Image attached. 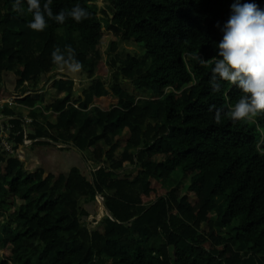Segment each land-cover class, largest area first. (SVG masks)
Listing matches in <instances>:
<instances>
[{"label":"trees","instance_id":"1","mask_svg":"<svg viewBox=\"0 0 264 264\" xmlns=\"http://www.w3.org/2000/svg\"><path fill=\"white\" fill-rule=\"evenodd\" d=\"M98 1L52 0L54 14L79 4L89 16L79 23L49 19L38 32L28 27L26 0L23 14L15 0H0V100L14 96L3 86L5 73H15L16 89L37 85L61 67L52 62L54 48L67 55L70 45L81 70L99 77L83 101L72 99L73 80L56 79L66 97L45 105L26 95L18 102L58 113L31 138L48 128L59 134L51 135L55 141L92 149L94 161L103 162L92 172L75 167L56 176L0 153V208L9 214L0 264H264V114L231 121L228 110L243 93L229 82L218 93L210 86L220 28L237 0H110L109 12ZM247 2L264 8V0H239ZM105 28L113 33L109 53L122 40L145 49L120 59L122 77L109 86L100 80L108 74ZM197 53L207 66L193 59ZM144 91L150 97L138 99ZM107 96L117 103L91 106ZM15 139L18 152L24 133ZM126 162L135 170L120 175ZM177 171L189 178L186 193L169 187ZM98 195L107 216L102 229L90 231Z\"/></svg>","mask_w":264,"mask_h":264},{"label":"clouds","instance_id":"2","mask_svg":"<svg viewBox=\"0 0 264 264\" xmlns=\"http://www.w3.org/2000/svg\"><path fill=\"white\" fill-rule=\"evenodd\" d=\"M25 0H15V9L23 14ZM27 10L32 13L28 27L42 32L48 26V20L64 23L71 17L77 23L87 19L89 13L76 4L70 11L54 14L52 0H26ZM219 26V25H218ZM222 39L216 43L217 54L211 59L210 86L214 92H220L222 81L237 87L243 95L229 111L231 121L249 120L264 114V8L255 2L232 5L231 15L220 28ZM66 53L57 46L52 52L55 65L66 66L71 72L82 69V63L76 59L75 49L66 46ZM201 66H207L208 59L198 53L193 55ZM215 122L221 124L222 110L215 111Z\"/></svg>","mask_w":264,"mask_h":264},{"label":"crops","instance_id":"3","mask_svg":"<svg viewBox=\"0 0 264 264\" xmlns=\"http://www.w3.org/2000/svg\"><path fill=\"white\" fill-rule=\"evenodd\" d=\"M81 73L82 70L77 73H73L64 66L53 71L47 76L41 77L37 85H32L30 82H26L23 87L16 89V82L18 79L17 76L14 72H7L3 75V86H6L15 95H39L44 99V104L46 105L55 102L59 98L67 96V91L59 90L54 87V81L56 79H71L75 82L72 99L77 101L80 98L81 101H83L85 98V90H78L79 87L76 84V81L80 80V77L82 76ZM76 94L78 96H76ZM101 98L104 97H96L91 106L95 105L96 99ZM106 98L107 97H105V99ZM44 104H39L37 107L31 108L17 103L9 108L7 110V114L11 116V121L15 124L14 132H23L24 134L26 132L28 135L30 133L35 134L37 127H47L49 122L56 123L58 113L54 111H46L44 109ZM79 104L80 103H78V105ZM15 120L20 122L19 128L17 126L18 124L14 122ZM51 135L59 137V134H55L54 131H49L47 128L46 135L37 137L39 140L34 144L20 148L16 156L23 161L26 168L32 170L44 169L47 173H52L56 176H60L61 174L67 175L75 167L82 169L83 172L86 168V171L93 168L95 161L93 159L92 149L80 151L74 147L73 143L70 142L67 144L63 141L57 142L51 138ZM100 144H103V142H100ZM101 164L103 165V162H100L98 165L100 166ZM125 167H127L126 164ZM93 169L94 171L96 170L95 167ZM118 173L120 175H124L122 169L119 170Z\"/></svg>","mask_w":264,"mask_h":264},{"label":"rangeland","instance_id":"4","mask_svg":"<svg viewBox=\"0 0 264 264\" xmlns=\"http://www.w3.org/2000/svg\"><path fill=\"white\" fill-rule=\"evenodd\" d=\"M98 7L103 10H107L109 12L110 10V0H99L96 2ZM101 17L105 18L106 15L101 11L99 14ZM104 22V21H103ZM106 29V28H105ZM113 37V33L106 29L105 35L102 39V57L103 62L105 63L106 68L108 69V74L101 76L103 82L106 83L107 86L112 85L114 83V77L119 75L122 77L121 67H120V59L127 56V54H138L140 56L144 55L145 49L142 47V45L137 44L132 41H124L122 40L119 45V49L115 53H109L108 47L111 41V38ZM82 76L80 77V80L76 81L77 86L79 87L78 90H87L93 83H95L99 77L90 78L87 76V73L82 71ZM56 76V74H55ZM124 88L128 89L129 91H132L131 86H129L126 81L124 82ZM151 94H148L147 92H139L137 94L138 99H145L150 97ZM76 96H78L76 94ZM75 96V97H76ZM77 98V97H76ZM75 100V99H74ZM94 103V102H93ZM117 103L116 99H112L111 97H108L105 99H96L97 105H99L102 108H108L112 107ZM78 105V104H77ZM79 106V105H78ZM128 137V131H126L123 135V141L126 140ZM123 145L124 142L121 145L120 150L118 151V157L121 156V153L123 152ZM136 152V150H134ZM99 163H94L93 168L97 170L102 164L99 166ZM126 166L124 169H122V172L124 174L133 173L135 170V167L133 164L126 162ZM90 168V167H89ZM92 168V169H93ZM88 169L89 171H94V169ZM189 178L185 177L182 172L177 171L174 175L173 181L170 184V188L178 187L180 190H182L183 193L187 192L188 186H189ZM191 199L195 201L194 196H191ZM10 203H8V206ZM97 209L95 211L94 215L89 216L87 220L86 226L89 228L90 231H95L96 229H102L103 224L105 221V218L107 216V211L104 205V197L102 195L97 196ZM9 214L6 212V210L0 208V233L3 230L4 225L9 221ZM203 229L208 230L207 224H203ZM3 253V245L0 243V254Z\"/></svg>","mask_w":264,"mask_h":264},{"label":"built area","instance_id":"5","mask_svg":"<svg viewBox=\"0 0 264 264\" xmlns=\"http://www.w3.org/2000/svg\"><path fill=\"white\" fill-rule=\"evenodd\" d=\"M25 96V94H14L11 98L0 100V153L8 157L17 154V143L15 138L20 133L14 132L15 124L11 121L12 118L7 114V110L17 103L21 104L18 100ZM75 106L79 108L77 104H75ZM38 140L37 138H31L25 132L21 147L30 146Z\"/></svg>","mask_w":264,"mask_h":264},{"label":"water","instance_id":"6","mask_svg":"<svg viewBox=\"0 0 264 264\" xmlns=\"http://www.w3.org/2000/svg\"><path fill=\"white\" fill-rule=\"evenodd\" d=\"M8 158H10V157H8Z\"/></svg>","mask_w":264,"mask_h":264}]
</instances>
